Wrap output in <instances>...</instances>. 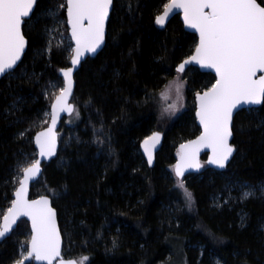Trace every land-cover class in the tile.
<instances>
[{
  "label": "trees",
  "instance_id": "obj_1",
  "mask_svg": "<svg viewBox=\"0 0 264 264\" xmlns=\"http://www.w3.org/2000/svg\"><path fill=\"white\" fill-rule=\"evenodd\" d=\"M169 0H113L102 51L75 75L73 114L59 130L56 157L46 163L30 198L48 196L57 213L63 256L80 264H169L181 246L187 264H264V102L236 114L234 156L222 171L201 157V169L173 172L179 146L200 130L194 96L215 82L189 67L187 107L161 120L158 94L178 76L176 66L197 43L178 16L163 29L156 16ZM65 0H38L22 31L28 47L17 68L0 79V220L18 186V173L36 158L32 143L53 100L51 82L69 65L70 52L53 44L46 54L47 14ZM264 4V0H258ZM60 17L64 19V11ZM163 144L149 168L139 143L152 132ZM24 133V135H21ZM252 187L242 198L238 187ZM30 233L21 220L0 243V264H15Z\"/></svg>",
  "mask_w": 264,
  "mask_h": 264
},
{
  "label": "snow or ice",
  "instance_id": "obj_2",
  "mask_svg": "<svg viewBox=\"0 0 264 264\" xmlns=\"http://www.w3.org/2000/svg\"><path fill=\"white\" fill-rule=\"evenodd\" d=\"M36 0H0V75L14 70L21 59L26 40L22 33V23L30 18ZM113 0H66L60 8L66 7L67 24L70 26L71 39L75 41L71 56L73 66L80 63L85 52H95L105 37V21ZM164 12L156 16L157 24L174 9H182L186 25L199 33V42L192 55L176 66L178 74L186 71L192 62L201 67L214 69L215 83L205 91L196 93V117L202 131L193 140L180 145L179 159L173 166L178 178V186L184 190L191 204L192 194L182 179L186 169H199L197 156L202 148L211 149L209 162L221 168L232 155L234 148L229 143L232 135L233 110L241 102L260 104L264 102V75L257 78V71L264 72V4L258 0H170L163 5ZM55 17V10H50ZM85 21L87 23H85ZM64 86L51 103V126L36 134V144L40 155L51 156L55 150L56 136L53 128L61 111L72 112L73 105L68 103L72 94V68L61 69ZM185 82L178 75L165 85L161 92L167 98L170 91L175 93V101L165 109L174 113L183 99ZM24 135V133H21ZM159 132L152 133L144 140V149L152 162V151L158 143ZM151 142V143H150ZM41 161L33 160L22 167L23 176L15 189V199L0 223V237H3L20 216H28L32 222L31 240L27 256H21L15 264H25L28 258L46 261L47 264H77L76 260L62 257L61 235L56 224V212L49 204L47 196L28 199L29 181L40 173ZM245 191L242 198L251 196ZM81 259L80 264L87 260Z\"/></svg>",
  "mask_w": 264,
  "mask_h": 264
},
{
  "label": "water",
  "instance_id": "obj_3",
  "mask_svg": "<svg viewBox=\"0 0 264 264\" xmlns=\"http://www.w3.org/2000/svg\"><path fill=\"white\" fill-rule=\"evenodd\" d=\"M37 1H38V0H36V3H37ZM169 2H170V0L168 1V3H169ZM36 3L34 4V9H35V7H36ZM65 3H66V0H65ZM112 7H113V3H112V5H110V7H109V16H108V18H107L106 21H105V37H104V41H103V43H102V44L96 49L95 52H85V53L82 55V57L80 58V63L77 64V65H75V66L72 65V63H71V57H70L69 65H68V67H66V68H72V69H73V72H72V81H73L72 94L69 96L68 103L71 104V105H73L74 110H75V105H74V102H73V97H74V89H75V75H76V73L78 72V70L80 69L81 65H82L87 59L95 58V57H96V56L102 51V49L104 48V46H105V42H106V36H107V25H108V21H109V18H110L111 12H112ZM34 9H33V11H34ZM33 11H32V13H30V18H31V16H32V14H33ZM163 12H164V9L162 10V12H161L160 14H162ZM160 14H159V15H160ZM64 16H65V19H66V27H67V29H68V38H69V40H70V43H71V46H72V49H73V48L75 47V41H73V40L71 39V30H70V26L67 24V10H66V7H65V11H64ZM175 16H178V17H179L180 21L182 22V25H183V28H184L185 32L190 33V34H193V35L196 36V38H197V43H196V44H198V42H199V33H198L194 28H191V27H189L188 25L185 24L184 19H183V11H182V9H174V10L168 15V17L165 19L164 24L161 25V24H157V22H156V25H157L160 29H163V28L166 26V24H167L172 18H174ZM30 18H25V21L29 20ZM85 23H87V22L85 21ZM23 24H24V22L22 23V26H23ZM22 26H21V28H22ZM22 33H23V31H22ZM25 40H26V44H25L24 51L21 53V59H20L19 61H17V65L14 66V70H15V69L17 68V66L20 64V62H21V60H22L24 54L26 53V50H27V47H28V41H27L26 38H25ZM195 47H196V46H195ZM194 50H195V48H194ZM194 50H193V52H194ZM193 52H192V54H193ZM73 54H74V53L71 52V56H72ZM192 54H191V55H192ZM186 59H187V58H186ZM184 60H185V59H184ZM184 60H183V61H184ZM189 67H192V68L198 69V70H199L200 72H202V73H211V74L214 75V77H215V71H214V69L201 67V66H200L198 63H196V62H192V63H190L189 65H187V66H186V69H188ZM62 69H65V68H62ZM14 70L9 71L8 73H6V74H4V75H0V79L3 78V77H5L6 75L10 74V73L13 72ZM260 75H264V72L258 70V71H257V78H258ZM58 76H59V78H60L61 81H62V84H63L62 87H63V86H64V75H63V72L61 71V69H60L59 72H58ZM214 83H215V82H214ZM204 91H205V90H204ZM202 92H203V91H202ZM202 92H201V93H202ZM58 94H59V93H58ZM58 94H57V95H58ZM54 99H55V97L53 98L52 102L54 101ZM52 102H51V103H52ZM194 102H195V113H194L195 121H196V125L198 126V128H199V130H200V133H201V131H202V127L200 126L199 120H198V118L196 117V109H197L196 95L194 96ZM262 104H263V102L260 103V104H246V103L241 102V103H240L239 105H237V107L233 110V120H234V117L236 116V114H237L238 112L243 111V110L257 109V108H259ZM74 110H73L72 112L61 111V112L59 113V115H58V117H57L56 125H55V127L53 128V132L55 133V136H56V142H55V150H54V152H53V154H52L51 156H43V157H42V156L40 155V149H39L38 145L36 144V139H35V138H36V134H37L38 132H42V131L46 130L48 127L51 126V104H50V106H49V121H48V124L46 125V127H44L43 129H41L40 131H38L37 133H35V135L33 136L32 143H33V146H34V149H35V152H36V158H35V160H40V161H41V164H40L41 171H40V173H38V175H37L35 178H33V179H31V180L29 181V184H28V199H29V200H34V199H38V198H39V197H37V198H30L31 188H32V186H33L37 181H39V179L41 178V176H42V169H43V166H44L46 163H49L51 160H53V159L56 157L57 152H58V148H59V130H60V128H61L62 123H63L68 117H70V116L73 114ZM233 120H232V125H231V127L233 126ZM155 132H158V131H155ZM152 133H154V132H152ZM152 133H151L149 136H151ZM159 133H160L159 141H158V143L155 144V147L151 149V151H152V162H151V163H149L148 154L145 152V149H144V143H143L144 140H145L147 137H146L145 139H143V140L139 143V152H140V155L142 156V158L144 159V161L146 162V164H147V166H148L149 168H152V167L154 166L156 155H157V153L159 152V150L161 149V146H162V144H163V134H162L161 132H159ZM200 133H199L197 136H199ZM149 136H148V137H149ZM197 136H196V137H197ZM232 136H233V134L229 137V143H230V144H231V141H232ZM196 137H195V138H196ZM195 138H194V139H195ZM192 140H193V139H192ZM150 143H151V142H150ZM183 143H185V142H183ZM183 143H182V144H183ZM179 149H180V146H179ZM204 154L206 155V161H205V164H206V166H207L208 168H210V169H212V170H214V171H222V170H224V169L228 166V164L230 163L232 157L234 156V151H233L232 155L229 157L228 161H226V163H225V167H223V168H221V167H219V166H217V165L212 164V163L209 162V156L211 155V149H209V148H202V149L200 150V152H199V154H198V156H197V159L199 160L200 164H201V157H202ZM178 159H179V157H177V159H176L174 165L176 164V162H177ZM201 166H202V164H201ZM200 169H201V167H200L199 169H194V168L186 169V170H185V173H184V176H183L182 178H184L185 176L190 175V174H195V173L199 172ZM173 172H174V175H175L174 167H173ZM22 176H23V172L21 173V177H22ZM175 177H176V175H175ZM176 178H177V177H176ZM182 178H180V179H182ZM177 179H178V178H177ZM18 186H19V183H18ZM18 186H17V187H18ZM17 187H16V188H17ZM14 193H15V190H14L13 195H12V200L15 199V195H14ZM44 196H45V195H44ZM47 197H48V196H47ZM48 198H49V204H50V206L53 208V206H52V201H51L50 197H48ZM9 207H11V204H10ZM53 209H54V208H53ZM54 210H55V209H54ZM6 212H7V210L5 211V213H6ZM55 212H56V211H55ZM5 213H4V215H5ZM4 215H3V216H4ZM3 216H2V218H1V220H0V223L3 222ZM21 220L26 221L27 224H28V226H29L30 237H29V241H28V244H27V250H26V255H25V256H27V252H28V248H29V244H30V240H31V234H32V222H31V219H30L28 216H23V215H22V216L18 217L17 220H16V223L12 226V228L9 230V232H7L3 237H0V243L4 242L7 238L10 237V235H11L12 232L16 229L18 223H19ZM56 224H57V228H58V230H59V232H60V228H59V224H58V219H57V213H56ZM60 235H61V232H60ZM61 249H62V257H63V259H65V260H69V259H71V258H65V257L63 256V238H62V235H61ZM72 260H74V259H72ZM25 264H47V262H46V261H36V260L34 259V257H32V258H28V259L25 261ZM56 264H59V258H57ZM77 264H78V262H77Z\"/></svg>",
  "mask_w": 264,
  "mask_h": 264
},
{
  "label": "rangeland",
  "instance_id": "obj_4",
  "mask_svg": "<svg viewBox=\"0 0 264 264\" xmlns=\"http://www.w3.org/2000/svg\"><path fill=\"white\" fill-rule=\"evenodd\" d=\"M61 4L62 3H60L59 5H61ZM63 4H65V2ZM59 5L54 9L55 13H56L55 17L50 15V11L47 14L51 19H53V26L49 27L46 30V32H45V36L47 38V44H48L47 45L46 54L50 51V47L53 44H56L58 46H64L65 45L68 48V50L70 52V55H71L72 46H71L70 40L68 38V29L66 27V19H65V16H64V19L60 17L61 12L65 11V7L64 8H60ZM178 75L184 81V79L181 76V73L178 74ZM176 77L177 76H175L174 79ZM174 79H172V80H174ZM172 80H170V81H172ZM62 85H63L62 81L60 82V85L57 84L56 82H51L50 83V87H49L50 94L53 95V97H55L59 93V88H61ZM185 88H186V83H185V87H184V90H183V99H182V101H180V106L172 114H169L167 111H165V109L168 107V105L173 104V102L175 101V93H174V91H170L168 93V95H167V98H162L161 97V92L165 90V87L159 92L157 97H158V104H159V109H160L159 116H160V119L162 121L163 120L164 121L165 120L166 121L167 120H171L174 117H176L177 115H180L182 112L185 111V108L187 107V100H186V96H185ZM46 120L49 121V110H46L44 112V114L42 115L40 125H44L46 123ZM66 121H67V119L64 122H66ZM47 124H48V122H47ZM21 173H22V171H21ZM21 173H18V175L16 177V178H18V181L21 178ZM238 190L242 191V193H241V196H242V194L245 191H249L251 193H254L255 189L252 188V187H249V186L248 187L244 186V187H238ZM258 191H260L262 193V195H264V187L258 188ZM26 250H27V245L26 246L25 245L21 246L20 258H21L22 255L23 256L26 255ZM175 252H176L175 257L173 258V260L169 264H187L186 263V258H185V255L183 253V250L181 249V246H177L176 249H175Z\"/></svg>",
  "mask_w": 264,
  "mask_h": 264
}]
</instances>
